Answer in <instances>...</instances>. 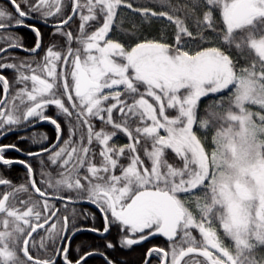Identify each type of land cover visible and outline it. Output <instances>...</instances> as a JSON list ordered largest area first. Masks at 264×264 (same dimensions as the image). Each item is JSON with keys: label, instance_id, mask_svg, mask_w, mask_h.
<instances>
[{"label": "snow or ice", "instance_id": "6c2138e0", "mask_svg": "<svg viewBox=\"0 0 264 264\" xmlns=\"http://www.w3.org/2000/svg\"><path fill=\"white\" fill-rule=\"evenodd\" d=\"M137 251L264 264V0H4L0 264Z\"/></svg>", "mask_w": 264, "mask_h": 264}, {"label": "trees", "instance_id": "16d2710c", "mask_svg": "<svg viewBox=\"0 0 264 264\" xmlns=\"http://www.w3.org/2000/svg\"><path fill=\"white\" fill-rule=\"evenodd\" d=\"M4 1L0 0V3H3ZM43 131H48L47 128H44L42 129ZM7 142H10L12 140H15V137L14 136H9L8 139H6ZM18 155V154H17ZM10 175L13 177V178H17V177H22L24 175V170H23V166L21 165H15L13 170L11 171ZM91 236L92 234H89L87 237H81V239H84V240H88L89 242H91ZM79 242V241H77ZM127 258L133 262V264H135L136 261L139 260L140 258V252L137 251V252H132L130 254H128Z\"/></svg>", "mask_w": 264, "mask_h": 264}, {"label": "flooded vegetation", "instance_id": "af4514ba", "mask_svg": "<svg viewBox=\"0 0 264 264\" xmlns=\"http://www.w3.org/2000/svg\"><path fill=\"white\" fill-rule=\"evenodd\" d=\"M9 136H11V134H10ZM2 142H7V140H4V141H2Z\"/></svg>", "mask_w": 264, "mask_h": 264}, {"label": "water", "instance_id": "95a60500", "mask_svg": "<svg viewBox=\"0 0 264 264\" xmlns=\"http://www.w3.org/2000/svg\"><path fill=\"white\" fill-rule=\"evenodd\" d=\"M2 1H4V0H2Z\"/></svg>", "mask_w": 264, "mask_h": 264}]
</instances>
